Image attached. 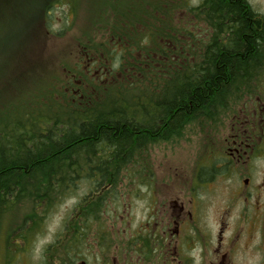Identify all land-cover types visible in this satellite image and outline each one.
<instances>
[{
  "label": "trees",
  "instance_id": "1",
  "mask_svg": "<svg viewBox=\"0 0 264 264\" xmlns=\"http://www.w3.org/2000/svg\"><path fill=\"white\" fill-rule=\"evenodd\" d=\"M80 1H52L45 21L56 5L75 17ZM177 1L92 0L99 13L77 41L85 55L78 69L68 66V85L60 79L37 97L42 108L0 116V246L7 264L15 251L25 252L30 230L58 202L89 183L60 263L77 264L94 222H101L109 198H117L123 170L151 145L180 136L195 122H218L232 102L255 92L264 76V22L248 3L202 0L192 7ZM179 8L192 17L190 26L213 23L229 33L199 40L187 31L193 26L172 25ZM21 204L28 212L16 227ZM102 232L99 239H105ZM150 236L137 240L151 261L167 237Z\"/></svg>",
  "mask_w": 264,
  "mask_h": 264
},
{
  "label": "rangeland",
  "instance_id": "2",
  "mask_svg": "<svg viewBox=\"0 0 264 264\" xmlns=\"http://www.w3.org/2000/svg\"><path fill=\"white\" fill-rule=\"evenodd\" d=\"M52 1L0 0V116L42 108L34 100L47 96L60 79L66 82L65 88L68 66L78 69L76 64L85 55L77 41L99 9L92 0H81L78 14L72 17L66 14V6L56 5L45 21ZM188 1L193 7L202 0ZM250 1L264 6V0ZM192 21L179 8L172 25L178 29L195 27L196 23L190 26ZM193 27L187 31L205 39L206 35ZM135 56L133 53L130 58ZM245 100L244 94L231 107L238 108ZM223 117L216 123L195 122L180 136L151 145L142 158L122 171L115 190L117 198H109L101 222H94L77 264H264V210L248 222L255 197L252 205L251 199L245 204L235 200L239 177L211 178L208 174L209 158L219 149L218 136L227 123ZM262 172L257 179L262 178ZM88 184L79 185L30 230L25 252L15 251L9 264L62 263L71 244L74 215L89 193ZM27 212L28 206L21 204L14 226L22 223ZM179 219L182 225L177 235L175 221ZM99 230L105 239L98 235ZM155 232L159 237L167 233V238L161 244L163 254L156 253L150 261L138 250L137 238H148ZM148 242L153 246L152 237ZM0 264H7L3 246Z\"/></svg>",
  "mask_w": 264,
  "mask_h": 264
},
{
  "label": "flooded vegetation",
  "instance_id": "3",
  "mask_svg": "<svg viewBox=\"0 0 264 264\" xmlns=\"http://www.w3.org/2000/svg\"><path fill=\"white\" fill-rule=\"evenodd\" d=\"M245 1L253 10L255 18L264 22L262 2ZM197 25L194 29L201 30V34L209 37L229 33L225 26L220 27L213 23ZM245 97L246 100L242 101L238 108H232L226 115H223L227 118V123L223 125L222 136H218L219 145L217 147L219 149L215 154L212 152L207 167H210L215 178L218 176L227 177L229 174L239 177L238 196L235 200L245 204L251 199L250 205H252L255 197L254 205L249 207L247 217L248 222H252L264 210V202H262L264 197V76L256 82L255 92L247 93ZM261 169H263V176L261 179H257ZM180 208L183 211L182 205ZM251 210H253L252 214ZM250 216L252 217L250 218ZM175 224L176 234L179 235L182 221L176 220ZM165 234L167 235V233ZM166 235H163L164 238ZM161 253L163 254L162 251Z\"/></svg>",
  "mask_w": 264,
  "mask_h": 264
},
{
  "label": "water",
  "instance_id": "4",
  "mask_svg": "<svg viewBox=\"0 0 264 264\" xmlns=\"http://www.w3.org/2000/svg\"><path fill=\"white\" fill-rule=\"evenodd\" d=\"M82 264H84V263H82Z\"/></svg>",
  "mask_w": 264,
  "mask_h": 264
}]
</instances>
